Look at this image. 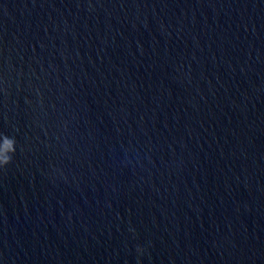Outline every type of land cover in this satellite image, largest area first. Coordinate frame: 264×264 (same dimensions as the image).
Instances as JSON below:
<instances>
[{"label":"water","instance_id":"obj_1","mask_svg":"<svg viewBox=\"0 0 264 264\" xmlns=\"http://www.w3.org/2000/svg\"><path fill=\"white\" fill-rule=\"evenodd\" d=\"M5 139L0 264H264V0H0Z\"/></svg>","mask_w":264,"mask_h":264},{"label":"clouds","instance_id":"obj_2","mask_svg":"<svg viewBox=\"0 0 264 264\" xmlns=\"http://www.w3.org/2000/svg\"><path fill=\"white\" fill-rule=\"evenodd\" d=\"M13 143L14 141L5 139L3 147L0 148V170L4 169L11 163L12 157L15 154V150L9 151V145ZM137 253L142 254V250L138 248Z\"/></svg>","mask_w":264,"mask_h":264}]
</instances>
